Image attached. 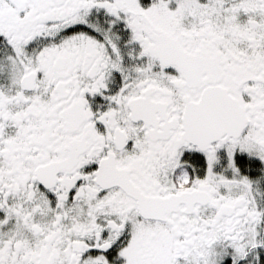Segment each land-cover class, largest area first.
Masks as SVG:
<instances>
[{
	"label": "snow or ice",
	"instance_id": "1",
	"mask_svg": "<svg viewBox=\"0 0 264 264\" xmlns=\"http://www.w3.org/2000/svg\"><path fill=\"white\" fill-rule=\"evenodd\" d=\"M0 264H264V0H0Z\"/></svg>",
	"mask_w": 264,
	"mask_h": 264
}]
</instances>
